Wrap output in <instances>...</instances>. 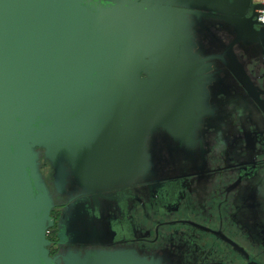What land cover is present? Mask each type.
Masks as SVG:
<instances>
[{
  "label": "water",
  "instance_id": "obj_1",
  "mask_svg": "<svg viewBox=\"0 0 264 264\" xmlns=\"http://www.w3.org/2000/svg\"><path fill=\"white\" fill-rule=\"evenodd\" d=\"M263 11L256 0H0V264H62L49 234L69 181L92 194L152 172L140 162L146 134L190 119L191 38L163 19L222 20L226 65L243 83L241 51L264 60Z\"/></svg>",
  "mask_w": 264,
  "mask_h": 264
},
{
  "label": "flooded vegetation",
  "instance_id": "obj_2",
  "mask_svg": "<svg viewBox=\"0 0 264 264\" xmlns=\"http://www.w3.org/2000/svg\"><path fill=\"white\" fill-rule=\"evenodd\" d=\"M146 18L153 36L163 34L160 17ZM175 19L163 20L191 38L190 119L146 134L140 162L152 172L92 194L69 181L49 234L62 264L69 255L82 264H264V60L241 51L243 85L226 65L222 20Z\"/></svg>",
  "mask_w": 264,
  "mask_h": 264
},
{
  "label": "rangeland",
  "instance_id": "obj_3",
  "mask_svg": "<svg viewBox=\"0 0 264 264\" xmlns=\"http://www.w3.org/2000/svg\"><path fill=\"white\" fill-rule=\"evenodd\" d=\"M42 173L48 182L50 180L49 176L51 174L50 168L49 167L42 168Z\"/></svg>",
  "mask_w": 264,
  "mask_h": 264
},
{
  "label": "built area",
  "instance_id": "obj_4",
  "mask_svg": "<svg viewBox=\"0 0 264 264\" xmlns=\"http://www.w3.org/2000/svg\"><path fill=\"white\" fill-rule=\"evenodd\" d=\"M262 4H264V2H262ZM262 17L259 19L260 22L264 23V11L262 12Z\"/></svg>",
  "mask_w": 264,
  "mask_h": 264
},
{
  "label": "bare ground",
  "instance_id": "obj_5",
  "mask_svg": "<svg viewBox=\"0 0 264 264\" xmlns=\"http://www.w3.org/2000/svg\"><path fill=\"white\" fill-rule=\"evenodd\" d=\"M257 3H262L264 0H256Z\"/></svg>",
  "mask_w": 264,
  "mask_h": 264
}]
</instances>
